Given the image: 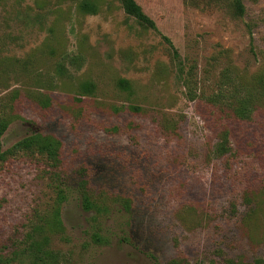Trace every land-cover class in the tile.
I'll list each match as a JSON object with an SVG mask.
<instances>
[{
  "label": "rangeland",
  "instance_id": "rangeland-1",
  "mask_svg": "<svg viewBox=\"0 0 264 264\" xmlns=\"http://www.w3.org/2000/svg\"><path fill=\"white\" fill-rule=\"evenodd\" d=\"M82 1L0 0V113L16 93L17 115L3 149L54 134L64 179L38 154L0 163V255L48 220L62 264H264V0L242 15L226 0H136L156 29L121 0ZM234 91L253 97L241 115L223 102ZM84 178L101 214L83 208Z\"/></svg>",
  "mask_w": 264,
  "mask_h": 264
},
{
  "label": "trees",
  "instance_id": "trees-1",
  "mask_svg": "<svg viewBox=\"0 0 264 264\" xmlns=\"http://www.w3.org/2000/svg\"><path fill=\"white\" fill-rule=\"evenodd\" d=\"M231 8H233L234 12L238 15H242L245 11V6L242 0H226ZM123 8L125 12L133 17L136 18L137 22L143 27L147 29H156V23L153 19H151L141 8L140 4L136 0H121ZM80 6L84 9H93L94 6L90 4L87 0L81 2ZM169 40L167 37H165ZM169 43L171 41L169 40ZM172 46V58L173 60H177L180 57L178 50L171 44ZM75 58L74 60H77ZM181 64V63H180ZM64 66L59 64V68L61 69ZM182 69V67L180 68ZM228 74H226L227 77ZM229 76V75H228ZM118 85L121 88H129L130 82L125 79L121 78L118 80ZM84 88H89L92 90L94 88V83L90 81H86L82 85ZM248 93V92H247ZM245 97H236V92L227 93L229 98L224 100L225 107L232 106V101L236 102V105L233 107L234 112L236 114L241 115L246 109L247 105L253 99H251V94H247ZM222 92H220L217 96L223 98ZM188 96L193 99L195 96V90L190 89L188 91ZM16 98V93L11 95L10 104L9 101L5 103L3 106L4 111L0 113V163H4L8 161L10 158L17 156V152H26L29 154H38L42 156L44 161V165L46 167V171L51 173L54 180L58 182L63 181L62 172H60V168L62 165V157H61V149H62V142L61 140L54 134L51 133H44L40 130L33 131L29 135L23 137L22 139L18 140L12 147L3 149L2 144V136L6 129L8 128L10 122L14 117L17 115L14 114V107H13V100ZM253 98V97H252ZM40 102L43 106H48L50 104V100L47 97L40 98ZM228 105V106H227ZM9 108V110L7 109ZM228 139H224V143H227ZM224 148L226 146L223 145ZM40 156V157H41ZM88 183L87 179L84 178L79 183L81 196H82V204L85 210H92L94 209L98 214H101L102 211L106 209L104 204H99L92 193L89 191L88 187L85 185ZM66 198L65 189L60 186V183L57 184V197L56 202L58 206L55 207L54 216L52 219V224H60L59 220V204L63 202ZM125 207L129 206V203H125ZM95 220V218H94ZM48 222V220H46ZM37 224L33 227L31 233L27 235V239L25 241V245L22 247L20 251H15L14 255L11 257L2 256L0 255V264H62L64 254L56 249H52L50 247V237L48 234H42L45 231V228L49 226L47 223ZM92 239L98 243H106L108 239L94 231L92 234ZM188 264V263H187Z\"/></svg>",
  "mask_w": 264,
  "mask_h": 264
}]
</instances>
